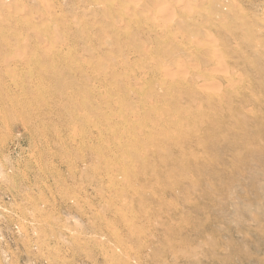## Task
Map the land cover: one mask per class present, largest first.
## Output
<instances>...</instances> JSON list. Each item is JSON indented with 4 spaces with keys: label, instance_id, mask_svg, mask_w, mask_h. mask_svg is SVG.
Masks as SVG:
<instances>
[{
    "label": "rangeland",
    "instance_id": "rangeland-1",
    "mask_svg": "<svg viewBox=\"0 0 264 264\" xmlns=\"http://www.w3.org/2000/svg\"><path fill=\"white\" fill-rule=\"evenodd\" d=\"M159 1L0 0V264H264V0Z\"/></svg>",
    "mask_w": 264,
    "mask_h": 264
},
{
    "label": "bare ground",
    "instance_id": "bare-ground-1",
    "mask_svg": "<svg viewBox=\"0 0 264 264\" xmlns=\"http://www.w3.org/2000/svg\"><path fill=\"white\" fill-rule=\"evenodd\" d=\"M18 1V0H17ZM105 1H108L110 4V7H116L114 10H116V9H118L117 7H125L127 10H128V13L129 14H133V15H138L139 16V13H141L145 8H146V1L147 0H143V1H140L139 3H135L134 2V0H105ZM187 1H191V0H160L159 2H158V4L157 5H155L156 7H158L159 8V6H160V9L161 8H163V9H161V11L160 10H158L159 12H160V14H161V17L163 16H166V15H168V12H170V10H167L166 11V9H168V8H170V6H172V4H175V5H177V6H179V8H181V12H182V16L180 17V18H183V17H185L184 15L187 13L188 15H189V12L191 11V14H192V6L190 5V3L191 2H188L189 3V6H187ZM202 2L204 1V0H201ZM213 1V0H212ZM202 2H198L199 4H196L195 6H200V4L202 5L203 3ZM208 2V1H207ZM210 2V1H209ZM194 3V2H193ZM212 3V2H211ZM153 4V3H152ZM186 4V5H185ZM195 4V3H194ZM105 5V4H104ZM148 5V4H147ZM204 5V4H203ZM207 6V5H206ZM121 8V9H122ZM111 10L113 9V8H110ZM124 9V8H123ZM174 9V8H173ZM126 10V11H127ZM116 11H118V10H116ZM174 11H175V9H174ZM123 12V11H122ZM153 12V11H152ZM197 12V11H196ZM195 12V13H196ZM170 13H172V12H170ZM194 13V14H195ZM159 14V15H160ZM186 14V15H187ZM172 15H173V13L172 14H169V16H170V18L172 17ZM193 15V14H192ZM196 15V14H195ZM169 16H166L167 17V19H161L162 20V25L161 26H164L165 27V25L167 24V22H168V20H170V18H169ZM190 16V15H189ZM189 16H186L185 18H183V19H180V20H178L174 25H177V26H179V25H181V24H185V26L187 25L186 24V22H187V20L189 21L190 20V18L191 17H189ZM194 16V15H193ZM203 16V15H202ZM160 17V18H161ZM204 17V16H203ZM155 17L153 16V19H154ZM177 18V17H176ZM148 19V18H147ZM157 19H158V17H157ZM199 19V18H198ZM197 20V19H196ZM202 20H203V18H202ZM205 20H206V18H205ZM208 20V19H207ZM206 20V21H207ZM136 21H138L139 23L141 22V21H139V20H136ZM172 21V20H171ZM191 21H192V18H191V20H190V23H191ZM194 21V20H193ZM209 21V20H208ZM195 22V21H194ZM193 22V23H194ZM198 22V21H197ZM205 22V21H204ZM210 22H211V20H210ZM155 23V22H154ZM159 23V22H158ZM189 24V23H188ZM195 24V23H194ZM207 24V23H206ZM146 25V24H145ZM143 25V24H141V25H139L138 23H136V22H127V23H121V24H119L118 25V27H116L115 28V30H113L112 32H113V35L111 34V36H113V37H111V39H109V40H107V44L109 43L110 44V42L112 41V44H113V42H114V44H115V50H117V52L119 51L121 54H123V55H120V57L121 56H125L124 54L127 52L126 50H122V48L123 47H131L132 45H134V43H138L137 45H139V44H141V43H144V42H146V41H148V40H152V31L153 30H151L152 28V26H150L149 24H148V26L146 25ZM190 25V24H189ZM150 26V27H149ZM155 26V25H154ZM157 26H159V25H157ZM182 26V25H181ZM192 26V25H191ZM201 27H203V26H201ZM208 26H206L205 28H207ZM18 28H20V27H18ZM151 28V29H150ZM177 28V27H176ZM181 28V27H180ZM180 28H178V29H180ZM156 29V28H155ZM167 29H168V27H167ZM166 29V30H167ZM195 29H197V27L195 28ZM194 29V30H195ZM199 29V28H198ZM203 29V28H202ZM193 30V29H192ZM193 30V31H194ZM174 31H175V29H174ZM174 31H171V32H174ZM193 31H191V32H193ZM196 31V30H195ZM198 31V30H197ZM167 32V31H166ZM168 32H170V31H168ZM206 32H209L208 31V29H206V30H203V31H198L196 34L193 32V34L195 35V36H199L200 37V40L201 39H203L201 42H199L200 44H199V46H198V44H197V46H198V48L197 49H194V51H193V53H191V51L188 53V52H186V50H184V49H182L180 46L179 47H177V50L176 51H171L169 48H171V47H173V46H171V47H168L167 48V50L165 49V47L163 48V49H165L166 51L164 52V53H166V54H169V56H171V54H172V58H174V57H180V60H179V62H180V64H179V67H180V65L182 64V65H184V67H185V69H186V67L187 66H185V64L187 65V64H193L194 63V65L196 66L197 65V63L195 64V62H193L192 61V59L193 60H195V58H198L199 59V61H198V65H197V68H196V70L193 72V74L195 75V76H198V77H200V76H202L203 75V73H205V72H203L204 70H206V71H209L211 68H212V70H213V68H216V71H217V66H219L221 63L218 61V62H212V64L213 65H209L208 64V58H206L205 57V55H206V53L204 52V49H205V47H204V36L206 35ZM40 33H42V32H40ZM44 33V32H43ZM45 34V33H44ZM163 34V33H162ZM165 34V33H164ZM192 34V35H193ZM200 34L202 35V36H200ZM22 35V34H21ZM193 35V36H194ZM213 35V34H212ZM23 36V35H22ZM40 36H41V39L43 38L42 37V35H38L37 34V38H40ZM44 36V35H43ZM45 36H46V34H45ZM167 36H169L168 34H167ZM189 36V35H188ZM194 36V38L196 39V40H198L199 38L198 37H195ZM207 36V35H206ZM211 35H209V40H210V37ZM214 36V35H213ZM165 37V36H164ZM202 37V38H201ZM47 38V37H46ZM45 38V39H46ZM109 38H110V36H109ZM185 38V37H184ZM188 38H190V36L188 37ZM207 38V39H208ZM217 38V37H216ZM219 38V37H218ZM19 39H20V36H19ZM191 39H192V37H191ZM195 39H193V41H195ZM43 40V39H42ZM199 40V41H200ZM49 41V40H48ZM167 41V40H166ZM181 41H183V40H181ZM218 41V40H217ZM221 41V40H220ZM38 42V41H37ZM179 42V41H178ZM198 42V41H197ZM196 42V43H197ZM210 42V41H209ZM215 42V41H214ZM183 43V42H182ZM179 44V45H183V44ZM216 43V42H215ZM214 43V44H215ZM220 43V42H219ZM46 44V43H45ZM91 44V43H90ZM178 44V43H177ZM194 44V43H193ZM206 44H207V42H206ZM205 44V45H206ZM142 45V44H141ZM191 45V44H190ZM196 45V44H195ZM114 46V45H113ZM206 46H209V45H206ZM151 47V46H150ZM156 47V46H155ZM187 47V46H186ZM218 47V46H217ZM111 48H112V46H111ZM133 47H131V49H132ZM146 48V47H145ZM191 47H189V49H190ZM193 48V47H192ZM195 48V47H194ZM207 48V47H206ZM221 48V47H220ZM44 49V48H43ZM47 49V48H46ZM172 49V48H171ZM174 49H176V47L174 48ZM106 50V49H105ZM150 50V49H149ZM148 50V51H149ZM173 50V49H172ZM222 50V49H221ZM19 51V50H18ZM109 51H110V49H109ZM164 51V50H163ZM110 52H112V51H110ZM216 52V51H215ZM218 52H221L220 50L218 51ZM19 53V52H18ZM132 53V52H131ZM17 54V53H16ZM24 54V52L22 53V55ZM51 54H52V52H51ZM128 54V53H127ZM165 54V55H166ZM91 55V54H90ZM193 55H195V56H193ZM216 55V54H215ZM218 55V54H217ZM216 55V56H217ZM221 55V54H220ZM25 56V55H24ZM31 56V55H30ZM207 56V55H206ZM219 56V55H218ZM118 57V56H117ZM117 57H115V55H114V57H113V59L111 60V61H113V60H116L117 61ZM131 57V56H130ZM210 58H212L211 56H209ZM222 57V56H221ZM24 58V57H23ZM116 58V59H115ZM225 58V57H224ZM96 59V58H95ZM213 59V58H212ZM219 59H220V56H219ZM218 59V60H219ZM175 60V59H174ZM177 60V59H176ZM214 60V59H213ZM215 60H216V57H215ZM87 61V60H86ZM222 61H224L223 60V58H222ZM119 62V61H118ZM92 64V63H91ZM94 64H96V63H93V65ZM108 64H110V63H108ZM224 64H226V63H224L223 62V65ZM156 65H158V64H156ZM181 65V66H182ZM96 66V65H95ZM192 67H193V65H191ZM190 66V67H191ZM194 66V67H195ZM184 67L182 66V67H180V68H183V69H179V70H183V71H181V73H185V75H186V73L187 72H189V70H187V72H185L186 70H184ZM193 67V68H194ZM221 67V69H222V66H220ZM219 67V68H220ZM224 67V69H222V71H224L225 72V68H226V66L224 65L223 66ZM166 68L167 67H165V69L164 70H166ZM219 68H218V71H219ZM71 69V68H70ZM153 69V68H152ZM170 69V68H169ZM163 70V71H164ZM177 70V69H176ZM70 71V70H69ZM111 71V70H110ZM125 71H127V70H125ZM147 71V70H146ZM168 71H171V72H173L172 70H166V71H164V72H166V73H164L165 75L167 74V72ZM214 71V70H213ZM228 71V69H226V72ZM102 72V71H101ZM144 72V71H143ZM175 72V71H174ZM56 73H58V71H56ZM73 73V72H72ZM142 74V73H141ZM192 74V75H193ZM206 74V73H205ZM212 74H215V72L214 73H212ZM227 74H228V72H227ZM169 75V74H168ZM167 75V76H168ZM183 76H185L184 74H182ZM191 75V76H192ZM224 75V74H223ZM102 76V75H101ZM145 76V75H144ZM170 76V75H169ZM172 76V75H171ZM187 76H188V74H187ZM238 76V75H237ZM181 77V76H180ZM197 77V78H198ZM227 77H230V75L229 76H227ZM179 78V77H178ZM194 78V77H193ZM166 79V78H165ZM189 79V78H188ZM232 79V78H231ZM169 80V79H168ZM184 80V79H183ZM128 81V80H127ZM176 81V80H175ZM196 83V82H195ZM228 85V84H227ZM230 85V84H229ZM200 86V85H199ZM238 92V91H237ZM126 93V92H125ZM220 96V95H219ZM221 97V96H220ZM117 98V97H116ZM221 99V98H220ZM123 102V101H122ZM219 102V101H218ZM201 106V105H200ZM200 106H198L199 107V110H200ZM194 112V111H193ZM187 113V112H186ZM188 114V113H187ZM188 116V115H187ZM177 117V116H176ZM161 118V117H160ZM175 119V118H174ZM161 121V120H160ZM162 122V121H161ZM168 124V123H167ZM190 126V125H189ZM162 128V127H161ZM160 128V129H161ZM151 130V129H150ZM107 131V130H106ZM130 131H132V130H130ZM123 133V132H122ZM143 133V132H142ZM126 135V134H125ZM134 136V135H133ZM135 137V136H134ZM116 139V138H115ZM146 140V139H145ZM108 141V140H107ZM128 149V148H127ZM137 154V153H136ZM119 156V155H118ZM125 162H127V161H125Z\"/></svg>",
    "mask_w": 264,
    "mask_h": 264
}]
</instances>
